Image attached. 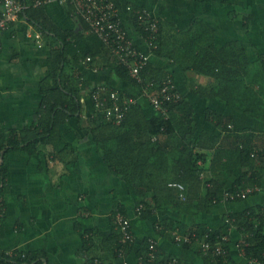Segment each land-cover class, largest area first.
<instances>
[{"label": "crops", "instance_id": "0c3cea01", "mask_svg": "<svg viewBox=\"0 0 264 264\" xmlns=\"http://www.w3.org/2000/svg\"><path fill=\"white\" fill-rule=\"evenodd\" d=\"M115 1L136 44L148 53L149 62L168 72L166 78H172L182 97L187 96L194 103L201 125L217 133L204 122L207 107L240 114L217 99H206L193 93L191 85L205 86L211 79L183 68L180 65L183 60L178 62L157 55L146 36L133 24L134 10L129 12L126 6L147 8L157 19L168 23L164 32L168 52L169 35L177 31L169 27V22L185 29L195 18H201L216 31V44L240 41L246 46L248 56L256 60L264 56V0ZM70 6L51 0L34 16L49 18L61 33L71 32L69 39L78 52L84 53L80 62L74 68L68 66L66 75L60 78L67 93V85L79 87L85 100L83 116H71L61 122L60 137L55 144H43L37 154L31 155L25 150H12L6 154L7 179L2 193L6 215L0 222V248L10 253L43 251L48 264H83L90 253H105L102 249L110 245L107 239L113 232L115 214L123 206L132 220L137 247L148 236L168 254L193 264H205L193 250L159 234L155 227L157 221L170 215L188 224L201 222L212 227L225 226L223 215L229 210L239 211L253 204H264V190L238 202L221 200L198 214H175L167 209L156 212L149 219L141 218L136 210L132 184L114 174L98 151L92 133V118L97 117L99 110L103 114L104 111L96 107L93 94L105 87L101 98L108 97V91H119L123 96L134 97L148 115L157 111L140 85L115 75L109 63L113 60L111 50ZM0 43V134L28 137L38 132L36 127L44 107L42 88L49 76L53 50L61 47L62 41L55 29L45 30L29 16L21 15L0 33ZM72 50L70 48V52ZM86 231H91L97 241L90 249L85 243ZM226 233L231 241L230 253L237 263L262 264L256 258L249 259L239 249L242 233L237 226H230ZM125 260L137 264L134 254L126 256Z\"/></svg>", "mask_w": 264, "mask_h": 264}, {"label": "trees", "instance_id": "16d2710c", "mask_svg": "<svg viewBox=\"0 0 264 264\" xmlns=\"http://www.w3.org/2000/svg\"><path fill=\"white\" fill-rule=\"evenodd\" d=\"M44 5L32 4L21 15L29 16L45 30L55 29L62 46L53 50L49 62V76L42 88L44 107L36 127L38 132L28 137L0 134V159L3 160L0 169V203L5 210V214L0 215V222L6 215L2 196L7 179L6 154L12 150H25L34 155L40 152L43 144H55L60 137V123L71 116L81 118L85 108L79 87L67 85V93L60 81L66 75L68 66L74 68L84 53L78 52L79 49L69 39L71 32L61 33L49 18L34 16ZM131 18L133 24L147 36L148 31L139 24L137 15L133 14ZM80 20L86 23L83 17ZM158 24L159 32L154 41L157 47L151 45L153 51L178 62L183 60L180 65L186 70L208 76L211 82L205 86L191 85L192 92L206 99H217L228 109L237 110L240 114L207 107L204 122L215 128L217 133L214 134L210 128L201 125L197 108L187 96L168 103V115L159 112L148 115L143 105L136 102L120 124L107 119L99 110L97 117L92 118V133L98 151L114 174L132 184L136 205H142L140 217L143 219L167 209L175 214H198L221 202L226 191L237 192L248 186L264 184V56L251 59L244 43L237 40L216 44V31L201 18H195L185 29L169 22V27L177 31L169 35L171 46L168 52L164 35L168 23L160 18ZM85 26L88 28V25ZM70 48L73 49L71 52ZM112 55L113 60L109 63L115 75L141 86L131 75L130 68L121 63L113 52ZM142 74L146 80L156 79L162 83L168 72L149 62ZM173 182L182 184L184 188L172 185ZM181 192L185 194L184 199L181 198ZM119 209L128 214L123 206ZM223 220L225 226L212 227L201 222L188 224L169 215L157 221L155 227L159 234L173 241L175 231L183 234L196 232L197 239L193 238L191 243L181 245L199 254L205 264H240L230 253L229 237L225 239L227 228L235 225L249 242L245 246L246 257L256 258L264 264V204H253L239 211L229 210L223 215ZM84 236L86 247L92 248L97 242L94 235L86 231ZM149 238L144 237L139 247L137 240L133 244H124L114 225L107 239L110 245L102 249L105 253H90L86 260L99 258L107 264H118L120 256L146 254ZM203 241H210L212 246L222 243L228 252L219 255L212 249L206 252L201 245ZM121 247H124L123 252ZM157 247L158 262L178 257ZM0 258L22 260L26 264H48L43 251H15L11 256L0 248ZM179 260L180 264H193L181 258Z\"/></svg>", "mask_w": 264, "mask_h": 264}, {"label": "built area", "instance_id": "2783aa9c", "mask_svg": "<svg viewBox=\"0 0 264 264\" xmlns=\"http://www.w3.org/2000/svg\"><path fill=\"white\" fill-rule=\"evenodd\" d=\"M51 0H0V33L6 29L11 21L18 19L24 11L32 4L34 6L46 4ZM61 4H70L73 6L74 13L83 17L90 27V31L96 33L102 41L109 47V49L118 57L121 63L127 65L130 68L131 75L141 84V88L145 96L149 99L154 109L162 114L168 115L167 104L172 101H179L182 97L176 85L171 77L165 78L162 83H159L156 79L146 80L142 74L143 69L149 63V55L136 44L132 38L128 27L126 26L123 17L120 14L119 8L116 5L115 0H57ZM129 12L134 10L137 15L139 24L144 26L148 31L146 39L150 45L157 47L154 44L157 34L159 32L158 19L152 14V12L143 7H135L132 5L126 6ZM1 47V43H0ZM0 89H1V77H0ZM105 87H101L94 92L93 97L95 105L98 109L104 111V115L107 119L113 121L116 124L122 123L126 118L132 104L136 103V99L132 96L126 97L120 94L119 91H108V97L101 98V91H104ZM2 158L0 159V169L2 164ZM1 172V170H0ZM172 185L184 186L178 182L171 183ZM264 190L263 185L248 186L240 191L231 192L226 191L222 200L231 201L234 199H245L252 193ZM181 198H185L184 192H181ZM138 213H141L142 205L136 208ZM5 214V210L0 203V215ZM115 228L120 232V240L124 244H133L136 242V236L133 232L131 218L118 210L114 219ZM194 239H197L196 232L191 234H183L179 231L174 232V239L177 244L191 243ZM228 239V236H225ZM246 235H241L238 241L239 249L245 254V246L248 245ZM201 245L204 251L209 252L211 249L215 254L219 255L227 253L228 250L222 245L217 243L212 246L210 241H203ZM158 242L154 238H149V246L146 254L137 256V264H180L178 257H171L162 262H158ZM123 252L124 247H121ZM11 256L14 252H9ZM126 256H120L118 264H130L125 260ZM0 264H26L25 261L12 259V258H0ZM83 264H107L99 258L93 260H86ZM114 264V263H110Z\"/></svg>", "mask_w": 264, "mask_h": 264}, {"label": "rangeland", "instance_id": "374dc122", "mask_svg": "<svg viewBox=\"0 0 264 264\" xmlns=\"http://www.w3.org/2000/svg\"><path fill=\"white\" fill-rule=\"evenodd\" d=\"M241 121H243V119H242V118H241ZM248 198L250 199V198H251V196H250V197H248ZM245 199H247V198H245ZM249 199H248V200H249Z\"/></svg>", "mask_w": 264, "mask_h": 264}]
</instances>
